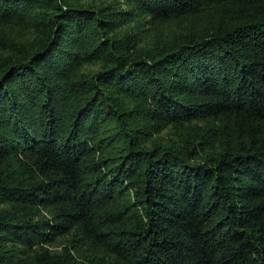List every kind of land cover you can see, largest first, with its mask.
<instances>
[{"label": "trees", "instance_id": "trees-1", "mask_svg": "<svg viewBox=\"0 0 264 264\" xmlns=\"http://www.w3.org/2000/svg\"><path fill=\"white\" fill-rule=\"evenodd\" d=\"M0 264H264V0H0Z\"/></svg>", "mask_w": 264, "mask_h": 264}]
</instances>
